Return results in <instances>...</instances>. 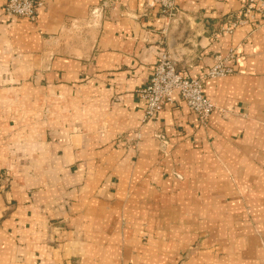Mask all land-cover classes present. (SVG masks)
Returning a JSON list of instances; mask_svg holds the SVG:
<instances>
[{"label": "crops", "instance_id": "obj_1", "mask_svg": "<svg viewBox=\"0 0 264 264\" xmlns=\"http://www.w3.org/2000/svg\"><path fill=\"white\" fill-rule=\"evenodd\" d=\"M0 0V264H264V18L242 0ZM204 79L201 123L179 102L143 123L161 52ZM139 133L140 137L135 138Z\"/></svg>", "mask_w": 264, "mask_h": 264}, {"label": "built area", "instance_id": "obj_2", "mask_svg": "<svg viewBox=\"0 0 264 264\" xmlns=\"http://www.w3.org/2000/svg\"><path fill=\"white\" fill-rule=\"evenodd\" d=\"M142 1L146 10L158 8L167 18L173 17L177 12L174 0ZM41 6L39 0H6L1 12L6 18L34 22ZM241 14V18L227 23L223 29L224 33H232L256 16L264 18V0H242ZM213 60V65L209 67L203 78H195L177 71L174 61L166 53L161 52L148 83L137 91L140 99L145 103L142 122H155L157 115L163 109L175 106L179 102L184 103L201 123L207 122L215 107L204 96L203 80L223 78L235 73L238 53L229 51L225 56L217 54ZM134 136L138 139L140 134Z\"/></svg>", "mask_w": 264, "mask_h": 264}]
</instances>
